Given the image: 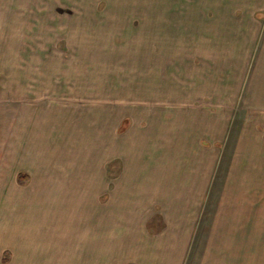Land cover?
<instances>
[{"label":"rangeland","instance_id":"1","mask_svg":"<svg viewBox=\"0 0 264 264\" xmlns=\"http://www.w3.org/2000/svg\"><path fill=\"white\" fill-rule=\"evenodd\" d=\"M224 229L262 258L264 0H0L2 264H198Z\"/></svg>","mask_w":264,"mask_h":264},{"label":"crops","instance_id":"2","mask_svg":"<svg viewBox=\"0 0 264 264\" xmlns=\"http://www.w3.org/2000/svg\"><path fill=\"white\" fill-rule=\"evenodd\" d=\"M37 193V191H36ZM193 230V234L195 232V226H191L190 227ZM190 229V231H187V233H184V238L182 237L181 242H184V244H181V246L186 248H190L191 249V244L194 241V237H191L192 234V230ZM229 231V229H224L223 232L224 233H218L216 236H209L207 239H205L206 242L203 243V247H201V263L198 262V264H231L232 262V257H237L239 253H244V254H248L251 255L254 252L253 245H255L256 243H252L251 240L250 241H246L245 238L242 239H236V238H231L232 236H227L225 234V232ZM98 231L96 232V235L94 238H97ZM188 234V235H187ZM200 238L197 239L196 244L199 245L200 244ZM174 241V240H173ZM25 242V241H24ZM99 242V241H98ZM155 246L156 244H161V242H154ZM187 244H189V247L187 246ZM262 244H264V242H262ZM93 245V244H92ZM97 245V244H96ZM32 244L28 241L25 243H22L21 245V253L23 255L27 254V252L29 250H31ZM199 247V246H197ZM203 248V249H202ZM88 250H90V248H88ZM18 251L16 250V247L11 248L10 250H7L6 248H3L2 251H0V264H2L1 262V257L3 252H9L11 258L14 255V252ZM159 251V249H156L154 251V254H156ZM174 251V248L171 249H162V255L159 256L158 258V254L156 255V263L155 264H180L181 257L183 258V254L185 253H179L177 250V253H179L178 255L176 254V256H174V258L172 257L171 252ZM189 250H187L188 252ZM263 249L261 251L260 254V259H253L252 258V263L250 264H264V256H263ZM163 252H166V254L168 256L164 257ZM94 254H96V250H94L90 256H92ZM188 255V254H187ZM10 258V259H11ZM170 260V262H169ZM175 261V263H172V261ZM7 264V263H6ZM150 264V263H149Z\"/></svg>","mask_w":264,"mask_h":264},{"label":"trees","instance_id":"3","mask_svg":"<svg viewBox=\"0 0 264 264\" xmlns=\"http://www.w3.org/2000/svg\"><path fill=\"white\" fill-rule=\"evenodd\" d=\"M4 262H6V259L4 258Z\"/></svg>","mask_w":264,"mask_h":264}]
</instances>
